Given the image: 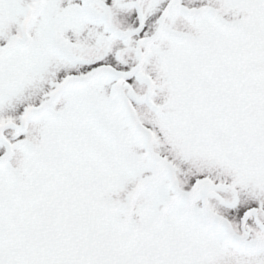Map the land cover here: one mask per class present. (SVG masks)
<instances>
[{
	"label": "snow or ice",
	"instance_id": "6c2138e0",
	"mask_svg": "<svg viewBox=\"0 0 264 264\" xmlns=\"http://www.w3.org/2000/svg\"><path fill=\"white\" fill-rule=\"evenodd\" d=\"M0 264H264V0H0Z\"/></svg>",
	"mask_w": 264,
	"mask_h": 264
}]
</instances>
